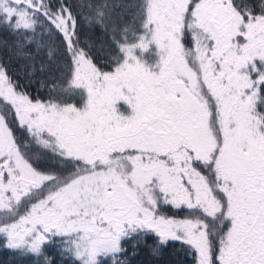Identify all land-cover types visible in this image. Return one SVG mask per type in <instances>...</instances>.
I'll use <instances>...</instances> for the list:
<instances>
[{
	"label": "snow or ice",
	"instance_id": "6c2138e0",
	"mask_svg": "<svg viewBox=\"0 0 264 264\" xmlns=\"http://www.w3.org/2000/svg\"><path fill=\"white\" fill-rule=\"evenodd\" d=\"M0 49L13 264H264V0H0Z\"/></svg>",
	"mask_w": 264,
	"mask_h": 264
},
{
	"label": "trees",
	"instance_id": "16d2710c",
	"mask_svg": "<svg viewBox=\"0 0 264 264\" xmlns=\"http://www.w3.org/2000/svg\"><path fill=\"white\" fill-rule=\"evenodd\" d=\"M3 50L0 49V56H3ZM172 252V250H170ZM182 257L180 255H177L173 252L171 259L175 262L180 260ZM141 259H147V256H142ZM14 258L11 256L10 253L0 250V264H13Z\"/></svg>",
	"mask_w": 264,
	"mask_h": 264
}]
</instances>
